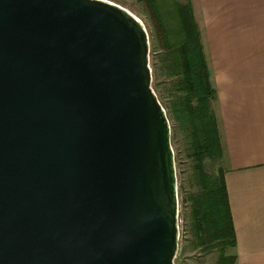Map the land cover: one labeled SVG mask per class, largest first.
Listing matches in <instances>:
<instances>
[{
	"label": "water",
	"instance_id": "water-1",
	"mask_svg": "<svg viewBox=\"0 0 264 264\" xmlns=\"http://www.w3.org/2000/svg\"><path fill=\"white\" fill-rule=\"evenodd\" d=\"M142 20L0 0V264H174L171 126Z\"/></svg>",
	"mask_w": 264,
	"mask_h": 264
},
{
	"label": "crops",
	"instance_id": "crops-1",
	"mask_svg": "<svg viewBox=\"0 0 264 264\" xmlns=\"http://www.w3.org/2000/svg\"><path fill=\"white\" fill-rule=\"evenodd\" d=\"M186 2L214 91L210 107L235 235L227 252L234 264H264V0Z\"/></svg>",
	"mask_w": 264,
	"mask_h": 264
},
{
	"label": "trees",
	"instance_id": "trees-1",
	"mask_svg": "<svg viewBox=\"0 0 264 264\" xmlns=\"http://www.w3.org/2000/svg\"><path fill=\"white\" fill-rule=\"evenodd\" d=\"M164 2L170 4L165 6ZM148 4L157 12L172 6L173 15L161 17L166 31L163 40L170 50L168 61L172 74L177 76L176 88L182 94L178 119L190 132L192 154L196 161L194 167L200 189L191 198L190 218L194 234L199 235L198 245L217 248V264H234V255L226 254V249L235 245V235L223 171L220 170L217 176H210L202 166L204 158L219 159L222 150L210 107L214 91L209 83L199 33L187 2L149 0Z\"/></svg>",
	"mask_w": 264,
	"mask_h": 264
},
{
	"label": "rangeland",
	"instance_id": "rangeland-1",
	"mask_svg": "<svg viewBox=\"0 0 264 264\" xmlns=\"http://www.w3.org/2000/svg\"><path fill=\"white\" fill-rule=\"evenodd\" d=\"M130 10L144 23L149 36V64L152 73V88L164 106L171 126V144L174 151L177 178L179 210V245L174 264H217V248L198 245L199 235L194 234L190 218L191 198L199 192L192 154L191 137L188 129L178 119V108L181 104V92L176 88L177 76L172 74L170 50L164 45L165 28L161 17H171L172 6L158 12L141 0H112ZM180 2L181 0H176ZM185 1V0H183ZM169 2H164V5ZM158 13V14H156ZM165 21V20H164ZM171 24V21L168 20ZM166 23V22H165ZM172 26V25H171ZM202 166L210 176H217L222 170L220 158H204ZM228 248L226 249V254Z\"/></svg>",
	"mask_w": 264,
	"mask_h": 264
}]
</instances>
